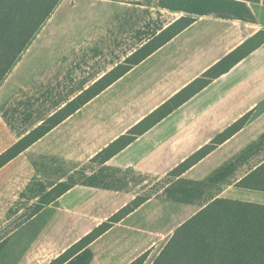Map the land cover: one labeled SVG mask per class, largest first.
<instances>
[{
  "label": "crops",
  "instance_id": "crops-1",
  "mask_svg": "<svg viewBox=\"0 0 264 264\" xmlns=\"http://www.w3.org/2000/svg\"><path fill=\"white\" fill-rule=\"evenodd\" d=\"M181 18L192 23L0 170L12 168L0 180V264H49L139 196L144 204L65 264H130L145 253L143 264H153L175 230L214 200L264 205V191L237 186L264 163V42L109 161H92L247 40L263 39L264 0H60L0 85V101L22 84L45 88L59 72L109 57L21 139ZM100 41L103 53L94 49ZM251 111L241 131L170 175ZM62 182L72 188L34 213Z\"/></svg>",
  "mask_w": 264,
  "mask_h": 264
},
{
  "label": "trees",
  "instance_id": "trees-1",
  "mask_svg": "<svg viewBox=\"0 0 264 264\" xmlns=\"http://www.w3.org/2000/svg\"><path fill=\"white\" fill-rule=\"evenodd\" d=\"M59 3L60 0H0V85ZM191 23L192 19L181 18L167 27L2 152L0 154V170L172 40ZM261 36L263 34H260ZM263 42L264 38H259V36L247 40L194 80L187 88L179 91L124 135L104 148L92 161L99 164L109 161L138 137L189 101L201 89L229 72ZM253 115L254 111H251L238 119L207 145L173 169L170 175L178 177L184 174L241 131ZM237 186L264 191V163L238 182ZM71 188L72 185L69 183L57 184L41 197L34 213H38ZM145 202V197L135 198L49 264L67 263ZM147 256L148 254L145 253L130 264H143ZM153 264H264V205L225 198L214 200L175 230Z\"/></svg>",
  "mask_w": 264,
  "mask_h": 264
},
{
  "label": "rangeland",
  "instance_id": "rangeland-1",
  "mask_svg": "<svg viewBox=\"0 0 264 264\" xmlns=\"http://www.w3.org/2000/svg\"><path fill=\"white\" fill-rule=\"evenodd\" d=\"M131 27L132 26H129V28ZM118 37L117 41L113 42V45H117L120 42L118 41ZM103 42L105 41H100V46H98V43L96 42L97 44L94 49H98V53H103ZM113 52L114 51H111V53ZM44 55L46 56V54ZM37 57L41 59V54ZM107 58H109L107 57V54L104 56H97L94 58L95 63L92 66H90L92 60H90L87 66H78L79 70L78 72L75 71V73L59 72L57 74L59 82L47 83L48 85L45 88L35 89L36 87L33 88L30 86L31 84L28 86L22 84L21 88L11 90V92L3 98V101H0V150L6 146L7 149L11 147L16 143V141H18L20 135L26 133L28 129L34 127V125H36L41 118L46 117L49 112L58 107L61 101L68 99L78 91H81L82 87L78 85H83L89 81V79L95 77L99 71L97 67H99L102 62H105ZM115 59H117V57H110V63H112ZM82 67H84V69H82ZM87 67L89 73H84L83 70H86ZM92 67H94L95 71ZM68 68L76 69L71 66H68ZM75 78L77 80H75ZM82 78L84 80L79 82L78 80H81ZM73 84L77 86H73ZM6 142L8 143L7 145ZM11 170L12 168H9L4 171L3 174H0V180H2L5 175L10 173Z\"/></svg>",
  "mask_w": 264,
  "mask_h": 264
}]
</instances>
